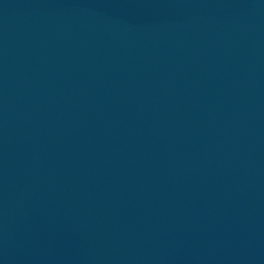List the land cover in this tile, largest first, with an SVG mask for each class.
Segmentation results:
<instances>
[{"label": "water", "instance_id": "water-1", "mask_svg": "<svg viewBox=\"0 0 264 264\" xmlns=\"http://www.w3.org/2000/svg\"><path fill=\"white\" fill-rule=\"evenodd\" d=\"M0 264H264V0H0Z\"/></svg>", "mask_w": 264, "mask_h": 264}]
</instances>
